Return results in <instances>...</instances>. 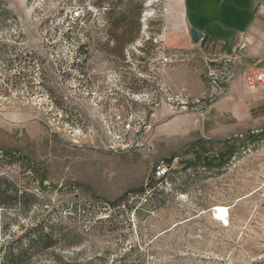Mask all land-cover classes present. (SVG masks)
Returning <instances> with one entry per match:
<instances>
[{"label": "rangeland", "instance_id": "374dc122", "mask_svg": "<svg viewBox=\"0 0 264 264\" xmlns=\"http://www.w3.org/2000/svg\"><path fill=\"white\" fill-rule=\"evenodd\" d=\"M108 4L141 6L121 57L105 0H0V176L37 200L0 208V248L38 225L54 245L31 264H264V105L236 121L220 105L229 87L204 110L174 113L161 88L187 61L162 67L154 40L189 55L171 50L191 38L184 1ZM185 115L188 133L159 135ZM160 163L170 187L139 206Z\"/></svg>", "mask_w": 264, "mask_h": 264}, {"label": "crops", "instance_id": "0c3cea01", "mask_svg": "<svg viewBox=\"0 0 264 264\" xmlns=\"http://www.w3.org/2000/svg\"><path fill=\"white\" fill-rule=\"evenodd\" d=\"M183 1L185 26L189 31L201 33L203 40L195 44L189 38L187 42L183 40L181 46L171 45V50L188 51L190 58L183 66L165 72V85L174 92L184 91L194 97L207 92L209 88L201 60L206 55L222 57L231 53L232 44L241 39L242 69L238 79L230 85L229 92L220 101V105L225 107V112L232 113L236 121L242 118L244 109L251 116V113H255L264 105V90L250 94L244 86L243 76L264 72V13L260 12V8L264 7V0ZM175 75L178 76L176 80L171 77ZM171 123L173 124L161 130L159 135L166 137L188 133L192 118L189 115L179 116L171 120Z\"/></svg>", "mask_w": 264, "mask_h": 264}, {"label": "built area", "instance_id": "2783aa9c", "mask_svg": "<svg viewBox=\"0 0 264 264\" xmlns=\"http://www.w3.org/2000/svg\"><path fill=\"white\" fill-rule=\"evenodd\" d=\"M154 43H160L154 60L162 67H170L173 64H183L190 57L180 51L170 52L164 47L163 42L154 40ZM243 49V44L239 42L232 50L230 56L204 57L202 59L206 80L209 90L198 97L190 96L184 91L172 92L168 87L162 86L161 94L164 101L170 106L174 113L191 114L203 109L208 103H212L216 98L224 96L230 85L239 76L238 68L241 66L242 56L239 53ZM248 89H255L264 86V73L253 72L246 75L243 79ZM204 110V109H203ZM170 167L165 163H160L153 169L152 175L146 184L142 193L137 197L139 206L148 205L157 194L165 193L170 187L168 177Z\"/></svg>", "mask_w": 264, "mask_h": 264}, {"label": "trees", "instance_id": "16d2710c", "mask_svg": "<svg viewBox=\"0 0 264 264\" xmlns=\"http://www.w3.org/2000/svg\"><path fill=\"white\" fill-rule=\"evenodd\" d=\"M105 1L107 3L106 16L110 18L109 39H111L113 45V48L109 51L121 57L126 46L134 43L139 36L141 6H109L108 0ZM127 21L129 22L125 25L124 23ZM119 30H124L122 35L118 34ZM202 168H206L205 163ZM159 195L160 193L154 197ZM28 201L33 203L37 200L27 192L21 191L8 179L0 176L1 209L20 207L22 210H27L30 208ZM53 241L54 233L51 228L36 225L27 229L18 240L0 248V264H31L28 262V257L42 256L45 250L53 247Z\"/></svg>", "mask_w": 264, "mask_h": 264}, {"label": "bare ground", "instance_id": "6f19581e", "mask_svg": "<svg viewBox=\"0 0 264 264\" xmlns=\"http://www.w3.org/2000/svg\"><path fill=\"white\" fill-rule=\"evenodd\" d=\"M228 211L229 209L226 207L215 206L213 209H211L210 213L212 219L220 222L223 227H229Z\"/></svg>", "mask_w": 264, "mask_h": 264}, {"label": "water", "instance_id": "95a60500", "mask_svg": "<svg viewBox=\"0 0 264 264\" xmlns=\"http://www.w3.org/2000/svg\"><path fill=\"white\" fill-rule=\"evenodd\" d=\"M189 34H190L191 40L195 44H197V43H199V42H201L203 40V35L201 33L197 32V31L191 30L189 32Z\"/></svg>", "mask_w": 264, "mask_h": 264}]
</instances>
